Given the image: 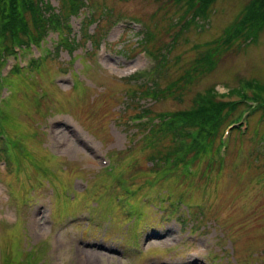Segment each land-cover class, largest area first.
Listing matches in <instances>:
<instances>
[{"label":"rangeland","instance_id":"obj_1","mask_svg":"<svg viewBox=\"0 0 264 264\" xmlns=\"http://www.w3.org/2000/svg\"><path fill=\"white\" fill-rule=\"evenodd\" d=\"M250 2L213 0L207 16L192 19L172 0H86L70 16L69 46L49 30L39 46L8 53L0 64V264H264L263 110L244 101L232 112L243 115L239 127L230 117L222 126L225 145L218 137L201 152L188 153L184 140L174 146L166 133L170 115L213 85L224 100L256 98L247 83L264 84V25L255 38L220 47L212 70L196 66ZM89 17L102 20L87 28L100 40L95 48L81 38ZM185 74L190 81L171 96H144L148 83L168 88ZM56 119L87 145L53 146Z\"/></svg>","mask_w":264,"mask_h":264},{"label":"trees","instance_id":"obj_2","mask_svg":"<svg viewBox=\"0 0 264 264\" xmlns=\"http://www.w3.org/2000/svg\"><path fill=\"white\" fill-rule=\"evenodd\" d=\"M85 1L86 0H60V7L56 10L44 0H0V58L7 56L5 60H0V64H5L9 55L8 53L14 55L18 54L19 50L16 49L22 47L20 44L27 45V47H30L32 44L39 46L42 38L49 30L59 32V45L69 46L71 42L67 34L71 32L70 28L72 29L71 24L69 27L70 16L73 14L75 16L79 15L80 8ZM172 1L188 5L185 12L192 13L191 17L193 19L195 14L196 16H207V8L213 0ZM192 3L195 4V9L190 6ZM95 22H98V27L102 20L89 17V21L84 24L85 35L81 37L84 42L85 39H91L93 48L99 44L100 40L98 41L94 34L90 35L87 32V28ZM82 24L83 19L80 21V25ZM263 25L264 0H251L233 26L227 29L223 37L220 38V44H218L217 47L210 46L208 48V56L205 55L203 59L201 57L197 58L196 66L198 68L202 67L199 69H203L204 71L212 70L213 66L217 63V54L220 52V47L232 45L239 40L248 41L249 39L255 38ZM151 36L152 32H146L145 40L149 41ZM78 42H80V40ZM147 48L144 51L149 54V56L155 57L154 52ZM33 61L34 60H32V62ZM18 68L19 64H16L12 72H17ZM187 76L193 78L192 74H188ZM186 80L185 74L182 79L170 85L168 88L159 87L156 81L148 83L149 85L146 86V90L143 91L144 96L153 98L154 100L159 98V94L163 95V97L171 96L174 93L173 89L176 88L175 86L178 85L179 87L181 84L183 86ZM247 84L255 89L256 92H254V96H256V98L244 96L238 101L224 100L219 98L216 86L214 85L209 87L205 92H198L193 97L192 105L189 108L173 112L169 119L166 120V125L168 126L166 133L171 137L172 144L175 146L177 143H180L181 140H184L187 144L185 147L188 149V153H191L195 149L201 152L203 149H206L207 143L211 145L220 137L219 145L224 146L225 139H223L222 126L228 122L227 118L230 117L231 119H229L228 126H232L233 130L239 127L237 124L238 121L243 118V115H237L238 117L236 116L232 119V112L236 111L238 106L245 105V102L248 103V107L254 109L255 106L249 102L250 100H253L256 106L258 105L259 109L263 110L261 115L262 118H264V84H261L259 81L249 82ZM233 91L237 94L239 92L242 93L240 88H236ZM142 110L146 113L151 112L148 108H142ZM250 113H252V110H250ZM145 117L147 116H139V118H141L139 122L146 124L147 119L145 121L143 120ZM179 149V145L176 146V148H174V153L176 154V151ZM218 149L219 147L215 149L216 154H218ZM169 154H172V152ZM169 154L166 156L167 160L170 157ZM22 264L28 263L23 261Z\"/></svg>","mask_w":264,"mask_h":264},{"label":"bare ground","instance_id":"obj_3","mask_svg":"<svg viewBox=\"0 0 264 264\" xmlns=\"http://www.w3.org/2000/svg\"><path fill=\"white\" fill-rule=\"evenodd\" d=\"M50 134L53 141V146L55 147L64 146V148H68L71 144L75 146H79L80 144L87 145V143L84 141V139H82V137L76 134L70 126L66 125V123H62V121H59V119L53 121ZM70 148L73 149L74 147ZM34 221L40 225V219L36 218ZM82 253L84 257H86L85 251L83 249Z\"/></svg>","mask_w":264,"mask_h":264}]
</instances>
